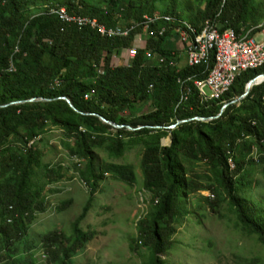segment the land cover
Listing matches in <instances>:
<instances>
[{
    "label": "trees",
    "instance_id": "1",
    "mask_svg": "<svg viewBox=\"0 0 264 264\" xmlns=\"http://www.w3.org/2000/svg\"><path fill=\"white\" fill-rule=\"evenodd\" d=\"M157 3L165 5L162 11ZM62 11L95 18L108 28L129 27L153 13L164 22L155 25V32L166 33L147 40L151 59L140 50L122 65L114 56L132 46L138 29L127 37L107 38L60 21L55 14ZM263 22L264 3L253 0H0V264H33L18 254L16 245L26 238L35 213L45 211L33 181L42 151L33 143L49 126L73 139L68 150L84 162L79 178L89 192L69 234L42 238L47 264H70L72 255L93 238L94 233L79 226L99 181L109 175L129 186L135 183L130 165L105 163L96 171L92 148L105 142L112 158L122 156L128 146L143 147L142 186L150 192L151 204L137 222L133 243L146 249L144 264H164L161 256L172 246L174 224L187 214L184 200L200 190L215 198L214 203L207 199L211 210L227 201L241 229L264 245V209H252L239 196L245 183L237 177L246 165L259 166L264 175V82L230 104L248 81L264 73V64L237 76L223 97L204 101L194 82L212 70L214 58L205 65L179 66L168 40L172 30L180 33L190 25V48L197 33L211 24L237 34L253 28L254 35ZM160 57L165 61L159 62ZM109 130L111 136L103 137ZM125 137L129 140L123 141ZM164 137L168 143L162 146ZM194 161L210 166L212 184L204 186L189 175ZM44 169L48 181L58 176ZM70 204L62 201L56 211Z\"/></svg>",
    "mask_w": 264,
    "mask_h": 264
},
{
    "label": "rangeland",
    "instance_id": "2",
    "mask_svg": "<svg viewBox=\"0 0 264 264\" xmlns=\"http://www.w3.org/2000/svg\"><path fill=\"white\" fill-rule=\"evenodd\" d=\"M253 2L264 3V0ZM164 6L157 3L160 11ZM183 16L187 19L186 14ZM168 40L176 50L178 65H184L185 56L179 38L172 34ZM111 133L109 130L102 136L108 138ZM128 140L129 137L123 139ZM73 143V139H67L62 130L54 126L47 127L33 143L42 151L41 167L36 169L33 181L41 190L45 211L35 213L26 238L16 245L18 254L22 253L33 264H47L42 238L54 232L69 234L70 223L88 198L89 187L79 178L84 162L71 156L68 150ZM160 143L166 145L168 138H162ZM107 144L92 148L96 171L105 163L130 165L136 180L129 186L107 175L97 183L91 208L79 226L82 232H92L94 236L72 255L70 264H144L146 261V249L139 243L134 248L133 243L137 222L146 215L151 204V194L142 186L140 160L143 147L128 146L122 156L112 158L106 150ZM228 163L234 168L232 161ZM46 166L58 175L55 180H47ZM189 169V175L197 177L202 185L213 183L210 166L204 161H194ZM237 177L245 183L239 187V196L252 209H264V175L261 168L246 165ZM208 198L211 203L215 202L209 190H200L184 200L187 214L174 224L172 246L161 256L164 264H264V245L256 236L241 229L227 201L211 210ZM66 200H71V204L57 212L56 207ZM25 247L30 249L24 254Z\"/></svg>",
    "mask_w": 264,
    "mask_h": 264
},
{
    "label": "built area",
    "instance_id": "3",
    "mask_svg": "<svg viewBox=\"0 0 264 264\" xmlns=\"http://www.w3.org/2000/svg\"><path fill=\"white\" fill-rule=\"evenodd\" d=\"M55 15L66 24L77 28L88 27L107 38L127 37L132 31L138 29L139 31L133 37L132 46L123 50L119 57L114 56L115 61L122 65H128L140 50L143 51L146 59H151L152 53L146 48L147 40L161 37L166 33L155 32V25L164 24V22L163 19L158 18L153 13L144 14L139 22L131 24L129 27L117 26L113 28L106 27L95 18L74 15L67 11L58 12ZM170 29V26L167 25V31ZM206 31L207 40L199 41L198 49H189L186 38H183L178 31H171L172 34L179 38L182 44L185 64L188 66L208 64L211 55L212 58H219V67H217L216 71H209L204 78V83L198 85L203 90L205 101L211 94L218 93L220 87L227 84L228 80L232 78L234 71H245L248 65L264 61V31L253 42H234L236 31L230 28L219 31L217 27L211 24ZM212 41H219V49H212ZM158 60L159 62L165 61L163 57ZM9 70H12V67ZM26 147H28V142Z\"/></svg>",
    "mask_w": 264,
    "mask_h": 264
},
{
    "label": "bare ground",
    "instance_id": "4",
    "mask_svg": "<svg viewBox=\"0 0 264 264\" xmlns=\"http://www.w3.org/2000/svg\"><path fill=\"white\" fill-rule=\"evenodd\" d=\"M186 27L189 31H191V32L193 31V28H191L190 25H186ZM207 28H209V26L203 28L199 33H197V35L195 36V39L192 43V46L189 49H198V42L203 41V40H207V31H206ZM188 30L180 31V34L183 38H186V39L189 38L190 33L188 34ZM256 30H258L257 33H258V35H260L264 31V22ZM252 31H255V29L252 28L250 31L246 32L245 34H240L241 32L239 34L235 33L234 34V42H253L255 39V37H254L255 35L253 36V33L251 34ZM212 49H219V41H212ZM263 64H264V61H258L255 64L248 65L245 68V71H234L232 73V78L228 80L227 84H225V86H223V87H220L218 93L211 94V96L209 98H207L206 101L216 100V99L223 97L225 95V93L228 92L229 88L231 87V85L233 84V82L235 81L237 76H239L240 74H242L246 71L257 69V68L261 67ZM217 67H219V58H214V66H213L212 70L211 69L210 70L216 71ZM203 83H204V79L203 80H196L194 82V85H195L196 89H198V91H200V93L202 94L203 100H204L203 90H201L198 86V85L203 84Z\"/></svg>",
    "mask_w": 264,
    "mask_h": 264
},
{
    "label": "water",
    "instance_id": "5",
    "mask_svg": "<svg viewBox=\"0 0 264 264\" xmlns=\"http://www.w3.org/2000/svg\"><path fill=\"white\" fill-rule=\"evenodd\" d=\"M263 82H264V73H263V74H260V75H258V76H256V77L253 78V79H251L250 81L247 82L243 94H242L239 98H237V99H235L234 101H232L230 104L235 103L236 101H239V100L243 99L244 97L247 96V94L249 93V91L251 90L252 87L257 86V85H260V84H262ZM60 99H63L73 111L78 112V111L72 106V104L70 103V101H69L68 99H66V98H60ZM30 101H33V100H30ZM224 108H225V106H224L222 109H224ZM98 117H99V119H100L104 124H106V125H110V126H112V127H114V128H118V127H119V126H117L116 124H113V123L109 122L108 120L104 119L103 117H100V116H98ZM200 120H201V121H206V119H200ZM181 122H184V121H181ZM172 127H173V126H172Z\"/></svg>",
    "mask_w": 264,
    "mask_h": 264
},
{
    "label": "crops",
    "instance_id": "6",
    "mask_svg": "<svg viewBox=\"0 0 264 264\" xmlns=\"http://www.w3.org/2000/svg\"><path fill=\"white\" fill-rule=\"evenodd\" d=\"M254 35H255V36H254ZM254 35H253V36H254L255 38H256L257 36H259L258 33H255Z\"/></svg>",
    "mask_w": 264,
    "mask_h": 264
}]
</instances>
